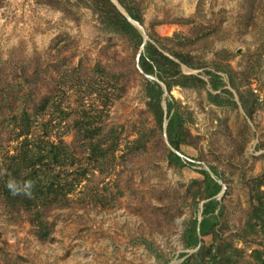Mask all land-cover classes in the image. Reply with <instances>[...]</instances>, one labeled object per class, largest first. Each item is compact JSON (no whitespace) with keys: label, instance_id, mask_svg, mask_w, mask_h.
<instances>
[{"label":"rangeland","instance_id":"374dc122","mask_svg":"<svg viewBox=\"0 0 264 264\" xmlns=\"http://www.w3.org/2000/svg\"><path fill=\"white\" fill-rule=\"evenodd\" d=\"M88 2L0 0V169L23 138L16 133L25 110L29 147L71 151L76 158L61 181L80 177L65 205L44 210L50 240L38 238L28 215L10 212L0 196V264H180L198 248L185 247L183 232L200 219L199 170L210 167L222 185V242L233 264H257L252 252L264 248V230L246 224V211L255 202L250 189L260 182L264 189V0H131L145 39L204 63L181 65V72L207 79L204 69L218 65L235 100L236 88L254 98L248 117L239 103L209 102L208 83L167 92L161 82L163 108L164 98L178 104L189 131L181 167L169 162L164 128L146 108L145 78L156 77L137 63L142 46L101 29ZM81 102L92 119L93 144L84 147L72 128ZM209 240L200 236L203 245Z\"/></svg>","mask_w":264,"mask_h":264},{"label":"trees","instance_id":"16d2710c","mask_svg":"<svg viewBox=\"0 0 264 264\" xmlns=\"http://www.w3.org/2000/svg\"><path fill=\"white\" fill-rule=\"evenodd\" d=\"M116 1L131 19L142 23V13L135 5L131 4V0ZM251 5L250 3L247 6L249 10L253 8ZM88 6L97 16L101 29L130 37L134 42L135 49L142 46L137 63L144 74L156 77V80L145 78L143 88L147 97L146 108L151 112L156 127L164 128L166 141L170 147L167 149V158L171 164L179 167L185 165L178 152H181V145L188 143L189 131L184 125L183 114L179 110L178 104L175 105L172 100L164 98L165 108H163L161 101L164 88L168 92L173 85L201 88L208 83L211 89L207 92L209 102L218 106H236L239 103L245 115L251 117L255 108L252 105L254 98L236 88L238 101L235 100L233 93L223 87L225 84L218 73V71H223L222 67L215 65L214 70L204 69L203 73L207 79L198 74L183 73L180 69L181 65L197 69L203 67L204 63L193 61L189 54L173 50L149 34L148 39H143L136 26L117 9L111 0H89ZM99 70L100 68L97 67L93 72L97 73ZM161 82L164 88L160 84ZM229 82L231 86H234L231 78H229ZM80 104L76 109L77 118L72 121V128L75 131L76 139L82 142L79 145L84 147V145L87 146L86 143L93 144L89 142L93 137L91 135L92 119L90 118L89 105H85L83 102ZM44 105L45 102L36 110L43 109ZM30 124V116L23 110L17 119L16 133V137L22 136L23 138L14 147L12 153L5 154L1 162L3 166L0 169V196L10 212L22 211L28 215V220L34 225L38 238L50 240V226L48 227L44 220V210L53 206L65 205L68 200L67 195L73 189V181H79L80 177H75L72 179L73 181H61L62 173L66 171V167L74 163L76 157L71 151L67 152L65 149L61 154V148L52 143L45 149L40 146H37L38 150L29 147L26 135L29 132ZM94 129H98V126ZM138 144L142 146V144ZM90 149L94 152L101 148L91 146ZM102 150L104 151L103 148ZM40 166L44 168H40ZM55 166H58L59 170L54 172ZM210 170H199L202 174V179L199 181L201 196L204 199L200 219L191 218L183 232V242L186 248H196L198 244L199 246L194 252L185 256L180 264H188L190 258L194 259V264L234 263L232 253L229 252L228 245L223 244L219 227H217L221 215L217 195L221 191L222 185L214 176L217 173L215 169L210 167ZM82 173L79 175H83ZM262 183L260 182L250 189L251 198H254L255 202L251 203L246 211V224L251 227V222H254L264 230V189L259 187ZM26 184H30V188H26ZM26 192L30 194H25ZM206 235L210 236V240L207 245H203L200 236ZM252 254L257 259V264H264V248L253 250ZM181 255H186V253L182 252ZM233 256L235 255L233 254Z\"/></svg>","mask_w":264,"mask_h":264},{"label":"water","instance_id":"95a60500","mask_svg":"<svg viewBox=\"0 0 264 264\" xmlns=\"http://www.w3.org/2000/svg\"><path fill=\"white\" fill-rule=\"evenodd\" d=\"M114 4L117 6V8H118V10L122 13V14H124L126 17H127V19L134 25V26H136V28L139 30V23L137 22V21H135V20H133V19H131L128 15H127V13L121 8V7H119V4L117 3V2H114ZM142 34V37H143V39H145L146 37H145V34H143V33H141ZM221 192V191H220ZM219 192V193H220ZM199 246V244L197 245V247ZM196 247V248H197ZM195 248V249H196Z\"/></svg>","mask_w":264,"mask_h":264},{"label":"clouds","instance_id":"9594fccd","mask_svg":"<svg viewBox=\"0 0 264 264\" xmlns=\"http://www.w3.org/2000/svg\"><path fill=\"white\" fill-rule=\"evenodd\" d=\"M9 187H12L11 185H9ZM26 188H30V184H26L25 186ZM25 194H30L29 192H26Z\"/></svg>","mask_w":264,"mask_h":264}]
</instances>
